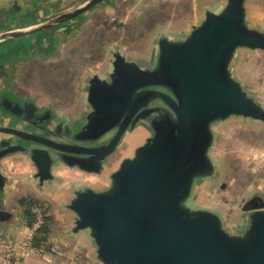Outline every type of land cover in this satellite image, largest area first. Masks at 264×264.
<instances>
[{"label": "water", "instance_id": "95a60500", "mask_svg": "<svg viewBox=\"0 0 264 264\" xmlns=\"http://www.w3.org/2000/svg\"><path fill=\"white\" fill-rule=\"evenodd\" d=\"M105 1L86 0L40 23L21 0L0 6V163L29 161L40 190L63 179L54 174L60 166L80 174L65 211L73 216L72 233L87 232L99 264H264L259 196L244 204L248 215L239 226L185 206L197 183L215 175L212 126L232 117L264 123L263 105L234 73L242 51L264 53V27L247 19L250 0H224L186 36L159 37L151 65L114 53L108 77L88 79L89 111L75 120L2 85L10 77L8 51L21 44L22 58L45 55L51 49L44 40L47 52L38 49L36 33L51 29L52 48ZM17 14L23 20L13 24ZM138 131L144 141L111 171L124 138ZM6 184L0 171V193Z\"/></svg>", "mask_w": 264, "mask_h": 264}, {"label": "rangeland", "instance_id": "374dc122", "mask_svg": "<svg viewBox=\"0 0 264 264\" xmlns=\"http://www.w3.org/2000/svg\"><path fill=\"white\" fill-rule=\"evenodd\" d=\"M13 1L0 0V6ZM223 3L224 0H107L77 19V25H71L65 34L58 35L52 48L51 29L36 33L33 38L38 49L47 52L41 48L43 40L51 49L45 55L32 51L22 58L27 47L21 44L8 51L12 60L10 77H5L2 85L21 97L51 106L59 117L75 120L89 111L85 102L88 79L94 74L107 78L114 53L137 61L141 67L151 65L159 37L186 36L192 26L200 24L206 10H217ZM22 16L11 18L13 24L22 22ZM3 57L0 54L1 60ZM240 57L234 73L264 107V53L242 51ZM66 127L68 123L64 121L63 129ZM212 130L209 157L215 165V175L197 183L194 198L185 201V206L210 209L225 223L239 226L248 215L242 210L244 204L254 196L264 201V123L232 117L215 123ZM145 134L138 131L124 138L113 157L111 171L133 154ZM74 181L62 179L46 189L50 195L34 196L40 203L51 204L57 221L53 233L58 234V222L65 220V207L79 184Z\"/></svg>", "mask_w": 264, "mask_h": 264}, {"label": "crops", "instance_id": "0c3cea01", "mask_svg": "<svg viewBox=\"0 0 264 264\" xmlns=\"http://www.w3.org/2000/svg\"><path fill=\"white\" fill-rule=\"evenodd\" d=\"M21 1L25 4V9L31 12L33 20L40 23L71 10L86 0ZM246 9L249 23L264 27V0H250ZM0 171L7 179L4 191L0 193V211L7 214L0 217V264H99L95 259L94 247L87 232H71L72 215L65 212V220L58 222V228H60L58 234L53 233L57 221L51 213V204H49V211L53 222L49 243L52 249L48 252L33 249L29 243L31 229L25 222L23 208L18 204V200L26 196L35 200L36 196L50 195L51 191L39 189L37 182L32 178L33 167L29 161L20 156L1 161ZM54 174L65 180L80 178L78 172L62 166L58 167ZM81 178L85 182L96 180L88 176Z\"/></svg>", "mask_w": 264, "mask_h": 264}, {"label": "trees", "instance_id": "16d2710c", "mask_svg": "<svg viewBox=\"0 0 264 264\" xmlns=\"http://www.w3.org/2000/svg\"><path fill=\"white\" fill-rule=\"evenodd\" d=\"M18 204L23 208V216L30 229L36 222V215L33 212L34 208H39L41 210V224L32 233L29 238V243L35 250L50 251L52 246L49 243V236L51 233L53 217L50 214L49 205L40 203L29 196L20 198Z\"/></svg>", "mask_w": 264, "mask_h": 264}, {"label": "built area", "instance_id": "2783aa9c", "mask_svg": "<svg viewBox=\"0 0 264 264\" xmlns=\"http://www.w3.org/2000/svg\"><path fill=\"white\" fill-rule=\"evenodd\" d=\"M33 212L36 215V222L34 223L33 227L31 228L29 232V237H31L32 233L38 228V226L41 224V210L39 208H35Z\"/></svg>", "mask_w": 264, "mask_h": 264}]
</instances>
